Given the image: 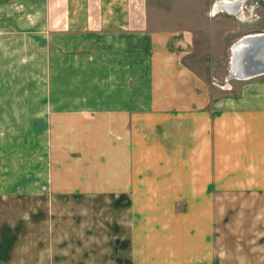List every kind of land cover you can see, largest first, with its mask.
<instances>
[{
  "label": "crops",
  "instance_id": "0c3cea01",
  "mask_svg": "<svg viewBox=\"0 0 264 264\" xmlns=\"http://www.w3.org/2000/svg\"><path fill=\"white\" fill-rule=\"evenodd\" d=\"M37 1L43 29L59 32L46 38L52 47L45 110L50 150L57 142L87 166L108 151L104 171L115 194L162 183L151 189L170 190L173 199L188 190L195 207L191 230L173 225L170 234L194 238L195 246L182 247L187 253L175 244L134 246L126 235L132 239L126 260L114 264H264V76L242 79L235 92L219 90L186 63L195 26L166 23L160 1ZM54 156L48 150L46 158ZM39 225L21 234L41 240H18L14 233L5 244L1 233L0 264H103L99 250L69 246L68 239L54 245L53 231ZM206 237L227 258L215 247L205 250Z\"/></svg>",
  "mask_w": 264,
  "mask_h": 264
},
{
  "label": "rangeland",
  "instance_id": "374dc122",
  "mask_svg": "<svg viewBox=\"0 0 264 264\" xmlns=\"http://www.w3.org/2000/svg\"><path fill=\"white\" fill-rule=\"evenodd\" d=\"M159 1V8L166 10V23L178 19L195 26V44L186 63L219 90L235 92L242 79L232 75V48L241 37L264 32V0L154 2ZM226 2H238L237 11L232 13L225 7ZM39 7L37 0H0V235H6L5 244L14 240V233L18 240H41L21 234L35 229L37 222L53 231L54 245L61 241L66 245L68 239L69 246H90L100 251L103 264L126 260V245L132 241L126 235L134 238V246L175 244L187 253L189 248L183 251L182 247L195 246L194 238L189 242L190 238H173L170 234L173 225L178 227L175 230L186 229L185 233L191 230L189 214L195 207L189 205L188 190L176 191L178 196L173 199L170 190L151 189L164 186L162 183H139L149 188L139 186L115 194L110 188V174L104 171H108V151L103 157L90 158L89 167L77 158V151L72 158L69 150L60 148L57 142L50 150L45 110L46 60L52 47L46 38L59 32L43 29L45 15ZM174 8L178 13L173 12ZM66 117L58 114L59 119ZM48 150L56 156L46 158ZM159 197L161 200H157ZM159 201L166 203L159 205ZM158 215L161 222L153 221ZM177 219L184 222H175ZM158 230L164 236L158 235ZM143 231L151 237H145ZM201 244L205 250V246L215 247L221 260L227 258L222 254V245H214L212 238H201ZM190 258L194 260L193 255Z\"/></svg>",
  "mask_w": 264,
  "mask_h": 264
},
{
  "label": "bare ground",
  "instance_id": "6f19581e",
  "mask_svg": "<svg viewBox=\"0 0 264 264\" xmlns=\"http://www.w3.org/2000/svg\"><path fill=\"white\" fill-rule=\"evenodd\" d=\"M237 3H228L225 7L233 13L237 11ZM263 33L247 34L245 38L241 37L234 43L231 71L238 79H249L264 69V56L257 58L258 50L264 47V35H261Z\"/></svg>",
  "mask_w": 264,
  "mask_h": 264
},
{
  "label": "water",
  "instance_id": "95a60500",
  "mask_svg": "<svg viewBox=\"0 0 264 264\" xmlns=\"http://www.w3.org/2000/svg\"><path fill=\"white\" fill-rule=\"evenodd\" d=\"M261 35H264V33L261 34ZM243 38H245V36H243ZM258 51H259V53L257 54V55H258L257 58H260L261 55L264 56V47H263L262 49H259ZM263 74H264V69L261 70V71H260L259 73H257V74H253L250 78H252V77H256V76H260V75H263Z\"/></svg>",
  "mask_w": 264,
  "mask_h": 264
}]
</instances>
